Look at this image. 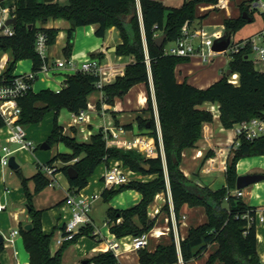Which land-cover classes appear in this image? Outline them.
Here are the masks:
<instances>
[{"label": "trees", "instance_id": "trees-1", "mask_svg": "<svg viewBox=\"0 0 264 264\" xmlns=\"http://www.w3.org/2000/svg\"><path fill=\"white\" fill-rule=\"evenodd\" d=\"M223 0H185L181 6L172 7L161 0H139L142 9L143 26L136 15L130 23L125 17L138 10V0H65L44 2L39 0H2L1 5L15 7L14 15L18 21L13 25L15 34L5 36L0 33V54L10 53L6 69L0 75L1 84H11L16 77L17 65L20 61L29 59L33 62V73H37L43 60L36 50L37 34L43 32L48 36V45L57 41L59 29L46 28L51 20H65L71 25L67 30V43L63 49L66 59L72 57L76 29L82 26H97L95 34L105 37L107 31L116 28L122 43L117 45L115 54L131 57L132 61L125 67L124 74L103 88L105 102L115 106L117 98H124L130 89L138 84H145L148 89L147 107L136 111L135 121L141 133L154 137L157 147L159 136L155 117V102L157 105L161 126L166 164L171 187L174 210L179 221L185 206L202 207L206 221L196 226H190L180 244V254L185 263L202 258L209 253L206 264H262L258 253L257 224L255 218L256 206L247 204L242 197L233 194L239 176L237 165L248 157L264 155V136L255 140L240 139V145L233 149L226 170V185L217 190L202 187L189 179L181 168L183 153L195 147L202 138L203 127L214 121L213 114L204 106L207 103L220 106V122L225 129L231 130L236 124L264 116V73L260 72L253 61L244 54H236L228 63L232 74L239 75V84L229 82L226 73L223 77L207 88H198L188 81L178 82L177 65L189 61V57L167 54V45L175 42L182 35L186 23L192 25L196 20H204L209 14L198 15L197 9L203 4L216 5ZM255 0H245L240 4L238 17L225 18L224 26L228 35H235L245 25L250 23L243 17L254 21L257 10H250L249 5ZM166 34L163 46L156 39ZM147 50V51H146ZM149 59V63L147 60ZM150 73L154 83L155 101L150 89ZM99 77L78 71L68 74L59 91L50 88L35 92L31 89L18 102L21 107L19 123L23 126L40 123L49 113H54L53 128L46 142L51 146L63 144L70 153H57L46 165L56 167V174L63 171L68 177V169L74 167L78 172L75 179H70L71 190L80 192L89 184L90 177L101 164L110 160H120L132 171L144 175H155L156 178L147 181H131L117 188H105L102 197L109 202L113 197L125 190H136L142 194L141 201L129 208L109 207L107 221L110 231L118 239L128 236L139 237L149 233L156 225V218L149 216V207L155 197L167 192V181L164 162L161 154L158 157L146 158L133 150L108 147L103 129L94 133L89 141H80L76 136L65 134V127L59 122L62 110L79 113L87 108L91 95L98 92L96 83ZM101 102L98 107L101 108ZM116 125L120 120L115 111L109 110ZM6 125L5 118L0 114V129ZM124 127L132 129V124ZM216 153L210 150L205 159L213 158ZM72 165L57 167L58 161ZM143 164H148L145 169ZM22 180L28 207L31 229L20 224L19 232L23 237L25 249L30 256V264H62L65 249L86 236L96 239L95 227L87 224L80 228L78 234L63 244L53 253L51 242L54 233L43 230L42 217L44 210L36 208L34 196L50 186L51 179L47 177L42 165L31 177H24L21 170L16 171ZM35 183L31 192L28 182ZM170 214L167 202L162 209ZM122 222L118 223V220ZM5 250L0 243L1 255ZM140 264H178L179 251L174 241L173 232L167 243H160L154 250L147 248L138 251ZM87 264H120L113 251L100 252L86 259Z\"/></svg>", "mask_w": 264, "mask_h": 264}, {"label": "crops", "instance_id": "crops-1", "mask_svg": "<svg viewBox=\"0 0 264 264\" xmlns=\"http://www.w3.org/2000/svg\"><path fill=\"white\" fill-rule=\"evenodd\" d=\"M221 4H224V2ZM211 7L217 9L219 6L211 5ZM201 9H203V7H201ZM138 10L141 16L140 22L143 26V19H142L143 15L139 0H138ZM230 13L231 12H228V14ZM198 15L200 16V14ZM205 21H207L206 18L204 20H196L192 23V27L204 29ZM70 26H71L70 23L65 20H51L46 25V28H57L60 30L55 45L49 47L48 55L51 60L55 61V60L66 59V57L63 54V49L67 43V30L70 28ZM96 28L97 26L92 25V26H82L76 29V38L74 41L72 56L77 58V60L79 59L82 60L89 56L98 57L101 60L103 66H105L108 72L110 73V81L107 84H111L116 80L118 76L124 74L125 67L128 63L132 61V58L118 56L115 54V52L112 51L113 47H117V45L122 43V39L120 37L119 31L116 28L113 27L109 29L105 37L96 36L95 34ZM218 35L219 37H217V39L219 38V40H225L228 37L230 38L232 37V35L227 34L225 26L223 31L218 32ZM172 44L173 43L168 44L167 48L170 47ZM26 60L28 62L20 61L18 63V65H20L19 67L22 69L21 71H19V73L16 72L17 75H21L22 73L20 72H24L23 70H26V68L27 70L29 69L31 70L30 72H32L33 62L29 59ZM226 60H227L226 58H220L219 62L221 64L219 65L217 63L216 64L213 63L214 65L213 64L205 65L203 64L199 56L191 57L189 58V61L177 65L176 67L177 80L180 83L184 81H188L190 84L198 88H202V89L207 88L223 77V74L225 72L221 71L220 73V68H222L221 67L222 64L226 63ZM6 66L7 65L5 64H2L0 66V75L6 69ZM66 72H68L67 69H61L54 71L51 76H47V75L39 76V78L33 84V90L35 92H39L41 90L50 88L48 84H51V82H54L56 80L62 81V77L65 76L66 78V75H68V73ZM64 80L60 83L61 87H55L56 88L54 89L55 91H59L62 89ZM37 81H39L38 84ZM150 89L152 91V97L155 101L154 83L151 73H150ZM101 96H102V92L98 90V92L91 95L90 101L92 103H98L100 101ZM142 98L146 99V101L143 103L141 102ZM147 100H148V89L147 86L143 83L132 87L124 98L116 99L115 112L120 120V124L123 126L126 124H132L133 126L132 129L130 130L124 127L126 129V134H124V137L132 138L134 136H143L140 134L141 132L138 128L137 122L135 121V113L136 111L142 110L143 108L147 107ZM207 104H205L204 106L205 108L207 107ZM63 111L64 110H62L59 115V120H62L61 124L65 127V134L71 137L76 136L80 141H84L82 139V134H80L79 129L73 126L70 127L71 120L69 123L67 124L65 123L63 118H66V115L62 114ZM107 112L104 115L93 114L94 116H92V123L89 126L93 134L98 132L105 123L109 121H113L112 114L111 115L109 114L110 116L106 118ZM49 114L53 115L52 125L47 127L45 131H43L42 129L41 134L43 135V138H48L53 128L54 113L52 112ZM98 116H102L103 119H99ZM31 128L32 126H28V129L25 128V131L27 137L32 141L34 138H36L38 133L35 129H31ZM226 131H228V129H225L222 126L221 122L217 120H214L212 123L204 124L202 138L197 142L194 148L186 150L183 153L184 159H183L182 170L184 171L185 175L189 178L191 177V175L197 179L202 178L201 182L197 181V183L201 186H207L210 189L217 190L226 185L225 170L228 161L231 157L229 153V149L231 146L230 142L232 138H234V132L227 134ZM5 137H6V131L0 130V148L7 144ZM147 137H152V136L148 135ZM228 139L229 141H227ZM210 150H213L216 153V155L213 158L205 159V155ZM20 152L22 153L21 156L22 163L25 161L29 163L35 162V164H37L36 166L37 170H38V166L45 164L42 162L45 160L42 161L38 160L36 147L32 150H21L17 153ZM62 153H70V150L66 147V151ZM139 153H141L143 156L146 157L144 153L142 152ZM262 156H257V157H262ZM245 159L247 158H244L241 161H239L237 165V172L239 175L254 174V173L264 174L263 158L252 161ZM17 163L19 164L18 169L21 170L24 177L31 178L35 174L34 173L33 175L26 176L19 161H17ZM72 164L73 162L64 163L63 165H72ZM55 165L57 167H61L58 166L57 163ZM125 168L130 169L129 167L126 166ZM17 170H15L14 172L15 175H14L13 173L7 172L6 169L0 164V194L3 203L6 205V209L0 212V233L4 237V245H5V250L1 255L2 264H30V256L25 249L22 235L21 234L15 236L11 235V232L13 230L15 229L19 230L20 224H24V225L30 224V218L28 215V208H27V199L22 185L21 177L16 172ZM105 170H106V165L103 166L101 173L96 174L95 171V173L89 179L88 186L85 189L81 190V193L86 196H90L95 193L99 195L94 201L91 211L89 213L92 224L95 227V234L97 235V238L91 239L89 237L83 236L76 243L69 245L64 251L62 264H69L67 261V255L70 252L71 247H74V252H75L74 253L75 260L72 264H82L84 260L91 258L100 252H105L106 244L108 240L121 241L122 244L118 249L119 252L118 259L120 264H140L138 251H131L129 249L130 243L134 238L133 236H128L122 239L116 238V236L112 234L110 231V226L108 225L107 217L105 222V226L107 227L106 231L104 229H98L96 227V220L93 215V211L95 204L100 198H102V193L105 190V184L102 181V176ZM199 171H201L200 173L203 174H200ZM131 177L133 181H142V182L151 181L156 178L155 175H144L142 173H138L134 171ZM56 179L58 182L56 185L49 186L34 196V204L36 208L44 210L42 217L43 230L48 234L54 233V237L51 242V250L53 253H56L60 249V246L56 245V239L60 236V231L62 226L65 224L66 220L71 216V209L65 203L67 193L71 190L68 177L63 171H60L56 174ZM28 186L31 192H34L35 190L34 181L30 180L28 182ZM125 191H128L130 195L133 194L131 199V201L133 202L132 204L136 205L141 201L142 194L139 193L138 191L136 190H125ZM123 192H121L120 194H122ZM243 192L244 193L242 198L247 204L251 206H256L259 208V210L264 212V180L254 184V186L251 187V190L249 192H245V189ZM118 195H116L115 197H117ZM115 197H113L108 203L112 202L115 199ZM247 197L249 199H247ZM168 199L169 197L166 192L159 193L155 197L154 203H152L149 207V216L151 219L156 218L157 221L159 220V217L162 214L163 205H165L168 202ZM114 206L115 208H118L116 205H113L111 207ZM107 209H106V214H107ZM120 209H125V208H120ZM182 214L184 220L181 218L178 221V226L181 234L186 232V227L189 228L190 226H196L206 221V215L198 207L190 208L188 206H185L182 209ZM165 216H166L165 223L163 225L156 224L155 228H161L162 230H166V228L168 227L167 219L169 218V214L167 213ZM120 222H122V219L118 221V223ZM186 234L184 236H186ZM166 236L171 237V233L169 234L166 233L165 235H162L158 238L151 237L149 240V244L152 238L162 239L163 237ZM257 239H258V253L260 254L262 262L264 264V224L259 225L257 227ZM160 243H165V242L163 241L158 242L150 250H154L156 246ZM208 256L209 253L205 254L200 259L191 260L188 263H185L184 261L183 262L184 264H206V260ZM180 258H182V256L179 253V259Z\"/></svg>", "mask_w": 264, "mask_h": 264}, {"label": "built area", "instance_id": "built-area-1", "mask_svg": "<svg viewBox=\"0 0 264 264\" xmlns=\"http://www.w3.org/2000/svg\"><path fill=\"white\" fill-rule=\"evenodd\" d=\"M65 1V0H54ZM228 0H223L216 6H221L227 3ZM0 8L3 12L0 17V33L5 36H13L15 31L13 25H7L6 22L13 17L15 7H3ZM224 4H221L223 3ZM250 10H257L261 12L263 16V25L252 35L247 36L240 40H233L232 37L222 52H216L213 50V46L216 41H220L219 35L208 36L203 28H193L192 25L186 23L182 28V35L173 44L167 48V54L180 56V57H194L199 56L205 65H211L215 62L217 54H224L230 61L236 54H244L245 58L255 63L258 70L264 73V0H255L249 5ZM216 36V37H215ZM207 48V50H206ZM36 50L39 56L43 60L41 69L35 74L32 72L21 74L14 79L11 84L0 83V114L5 118L6 125L0 130L6 131L7 144L2 147L3 155L0 156V164L3 167L9 166L10 157L13 154L21 150H32L35 148L33 141H31L26 134L25 128L19 123L21 115V107L19 105V98L23 97L27 92L33 89L34 82L39 78L41 74L51 76L56 70L67 69L75 74L78 71H82L88 74H93L99 77L96 83V87L102 92L100 101L102 106L98 107V103H92L89 101L87 108L81 110L79 113H71V126L79 129L84 141H89L93 135L89 128L92 123V115H104L107 111H115V106H111L105 102V95L103 93L104 86L110 81V73L107 68L103 66L101 60L98 57H86L79 59L71 57L65 60H51L49 58V45L48 36L39 32L36 40ZM147 51V50H146ZM148 63L149 59L147 57ZM230 83L234 85L239 84V75L237 73L228 76ZM207 110H209L214 117V120L220 121V106L217 104L208 103ZM155 117L156 125L159 134V146H156L154 137L134 136L132 138L124 137L126 129L123 125H116L113 121L105 123L101 129H103L104 137L108 147H116L124 150H135L142 152L147 158L158 157L161 154L164 162L166 181H167V194L168 203L170 205V214L168 221V227L166 230L161 228H153L149 233L139 237H134L130 243L129 249L131 251H139L140 249L147 248L151 237H160L166 233L173 232L174 241L180 253V244L184 239V235L180 233L178 220L175 215L174 204L171 194V187L169 182L165 149L162 139V133L160 129V121L155 105ZM234 132V138L230 142V148L236 149L240 145V139L255 140L261 136H264V116L253 118L248 121L236 124L232 129ZM229 141V139L227 140ZM10 144H16L17 147L12 149ZM77 159L71 161L73 164ZM69 162V163H71ZM106 165V170L102 176V181L105 184V188L119 187L123 184H127L132 180L131 175L133 171L125 168L124 164L120 160H110ZM44 174L51 179L50 186L56 185V167L46 164L42 165ZM244 190H236L233 192L238 197L243 196ZM98 194L86 196L80 192L70 190L67 193L65 200L66 205L71 209V216L62 226L60 236L56 239V245L63 246L67 241L72 240L76 234H78L81 227L92 224L89 213L92 205ZM6 209V205L2 201L0 194V212ZM120 220V219H119ZM118 220V221H119ZM257 227L264 224V212L257 211L255 218ZM20 234L18 229L11 232L12 236ZM121 241H107L105 252L113 251L116 256H119L118 249L121 246ZM178 264H184L183 259L180 258Z\"/></svg>", "mask_w": 264, "mask_h": 264}, {"label": "rangeland", "instance_id": "rangeland-1", "mask_svg": "<svg viewBox=\"0 0 264 264\" xmlns=\"http://www.w3.org/2000/svg\"><path fill=\"white\" fill-rule=\"evenodd\" d=\"M39 1H44V0H39ZM185 0H164L165 4L168 5V6H172V7H176V6H179V5H182L184 3ZM245 1V0H228L226 4L224 5H221L219 6L217 9H214V7H211V5H208V4H203L202 6H199L198 9H197V13L200 14V15H205V14H209V16L206 18L207 21L204 22V30H205V33L206 35L208 36H212L214 37V35H218V32L219 31H223L224 30V19L225 18H232V17H238L240 15V4ZM201 7H203V9H201ZM228 12H231L230 14H228ZM3 12L0 8V17L2 16ZM263 24V16L261 14V12H256L255 15H254V21L253 22H250L248 23L247 25H245V27H243L239 32H237L235 35L232 36V39L233 40H240L241 38H245L247 36H250L252 34H254ZM216 37V36H215ZM76 38V37H75ZM207 50V48H206ZM11 58V54L10 53H1L0 54V66L2 64H5L7 65L8 61L10 60ZM220 58H226V63L222 64V68H220V73L221 71L222 72H227L228 70V58L226 57V55L224 54H217L216 55V59H215V62L214 64H221L219 62V59ZM22 62H28L27 60H24ZM22 64V63H21ZM213 64V65H214ZM212 65V64H211ZM20 65H18L17 69H16V72L19 73V71H21L22 68L19 67ZM257 69L259 67H256ZM24 72H20V73H30L31 70H23ZM68 74H72V72L68 71L66 72ZM44 74H41L40 76H42ZM221 75V74H220ZM65 76L62 77V81L64 80ZM62 81H54V82H51V84H48L49 87L54 90L56 89L55 87H61L60 86V83ZM39 81H37V84H38ZM57 83V84H56ZM63 115H66V118H63L65 123H69L70 120H71V114L64 110L62 112ZM111 115V112H107L106 114V118H108L110 115ZM94 116V115H92ZM99 119H103L102 116H98ZM52 119H53V115L52 114H48L45 119L40 122V123H35V124H30V125H27L25 126V128L28 129V126H32L31 129H35L38 133V135L36 136V138H34L32 141L34 143V146L36 147V152L38 154V160L42 161V160H45V161H42L43 163H47L50 159H52L57 153H62V152H65L66 151V146H64L63 144H56L55 146H53L52 148L50 149H42L41 148V145L47 140V138H43V135L41 134V131L43 129V131H45V129L49 126L52 125ZM60 124L62 123V120H59ZM226 133H232V130H228L226 131ZM141 135L147 137L148 134L147 133H140ZM11 148L14 149L17 147L16 144H10ZM229 153L231 155L230 158H232L233 156V149L230 148L229 149ZM3 155V151H2V147L0 148V156ZM17 161H19V163L21 164V167L23 168V171L25 173L26 176H30V175H33L34 173H36L37 171V164H35V162H23L22 163V160H21V156H22V153H15L13 154ZM264 159V156L262 157H250V158H247L245 160H249V161H252V160H259V159ZM183 159H184V156H183ZM183 159H182V163H181V168H182V165H183ZM36 160V161H38ZM64 164V162L62 161H58L57 162V165L58 166H62ZM103 166H105V164H101L99 166V168L97 169L96 171V174H99L102 172V169H103ZM6 169L7 172L9 173H13L15 175V170L12 169L10 166H6L4 167ZM201 171H199L200 173ZM200 174H203V173H200ZM202 176V175H200ZM11 178V176H10ZM189 178V177H188ZM191 180H193L194 182L197 183V181H202L200 178L197 179L195 177H193L191 175V177L189 178ZM204 180V178H203ZM201 186V185H200ZM254 186V185H251L247 188H245V192H249L251 190V187ZM202 187H207V186H202ZM132 195H130V193L128 191H125L123 192L122 194L118 195L117 197H115V199L108 203V202H105L104 198H100L97 203L95 204L94 206V211H93V215L95 217V220H96V227L98 229H104L106 231V226H105V222H106V209L108 207H111L113 205H116L118 208H129V207H132L134 206V204H132L133 202L131 201L132 199ZM247 199H249L247 197ZM154 203V202H153ZM166 205V204H165ZM165 205H163V208L165 207ZM115 207V206H114ZM201 209V211L205 214V211L202 207H198ZM167 214V211H163L161 216L159 217V220L156 221V224L158 225H163L165 223V215ZM182 219L184 220V218L182 217ZM187 227H186V232H187ZM183 233V235L186 234ZM171 239L170 236H166V237H163L162 239H157V238H152L151 239V242L150 244L148 245L147 249H152L158 242L160 241H163L165 243L169 242ZM74 247H71L70 249V252L68 253L67 255V261L69 264H72L74 262ZM263 264V263H262Z\"/></svg>", "mask_w": 264, "mask_h": 264}, {"label": "water", "instance_id": "water-1", "mask_svg": "<svg viewBox=\"0 0 264 264\" xmlns=\"http://www.w3.org/2000/svg\"><path fill=\"white\" fill-rule=\"evenodd\" d=\"M52 1H54V0H44V2H52ZM161 1H164V0H161ZM136 15H138V17L141 18L140 12H139V10H137V12H135L131 16L125 17L124 19H125L126 22L130 23L132 21V19ZM243 17L245 19H248L249 22H252V19L248 18L247 12L243 13ZM17 21H18L17 17H13V18H10L6 22V24L7 25H14V24L17 23ZM71 25L75 26V22H72ZM166 38H167V35L166 34H162L156 39V43L159 46H163L165 44ZM229 41H230V37L226 38L225 40L216 41L214 46H213V50L216 51V52L224 51L226 49ZM112 51L115 52L116 51V47H113ZM226 74H227V76H230L232 74V70L228 69ZM41 148L46 150V149H50L51 146L47 142H44L41 145ZM9 166L12 169H14V170H17L19 168V164L17 163L16 157L14 155L10 157ZM143 167L145 169H147V170L149 169V165L148 164H143ZM77 176H78V172L76 171V169L74 167H70L68 169V177L70 179H75ZM263 180H264V174L254 173V174L239 175L238 178H237V181H236V188L238 190H244L245 188H247V187H249L251 185H254V184H256V183H258L260 181H263ZM25 228L26 229H31L32 225L31 224H27L25 226ZM0 243H4V237H3V235L1 233H0ZM87 263H88L87 260H84L82 262V264H87Z\"/></svg>", "mask_w": 264, "mask_h": 264}, {"label": "bare ground", "instance_id": "bare-ground-1", "mask_svg": "<svg viewBox=\"0 0 264 264\" xmlns=\"http://www.w3.org/2000/svg\"><path fill=\"white\" fill-rule=\"evenodd\" d=\"M146 101V99L145 98H142L141 99V102L143 103V102H145ZM233 139V138H232ZM231 140V139H230ZM160 196V195H159Z\"/></svg>", "mask_w": 264, "mask_h": 264}]
</instances>
